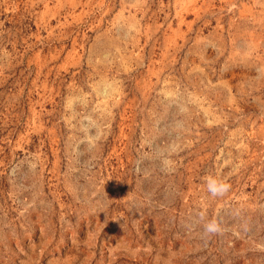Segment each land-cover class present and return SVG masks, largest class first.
<instances>
[{"label":"rangeland","instance_id":"rangeland-1","mask_svg":"<svg viewBox=\"0 0 264 264\" xmlns=\"http://www.w3.org/2000/svg\"><path fill=\"white\" fill-rule=\"evenodd\" d=\"M0 264H264V0H0Z\"/></svg>","mask_w":264,"mask_h":264},{"label":"clouds","instance_id":"clouds-1","mask_svg":"<svg viewBox=\"0 0 264 264\" xmlns=\"http://www.w3.org/2000/svg\"><path fill=\"white\" fill-rule=\"evenodd\" d=\"M229 188L230 185H228L227 182L222 178L209 177L207 179V189L213 197L224 195L229 190ZM200 218H204L203 213L200 214ZM203 230L205 235L210 236L218 233L221 229L220 224L215 219H213L203 225Z\"/></svg>","mask_w":264,"mask_h":264}]
</instances>
